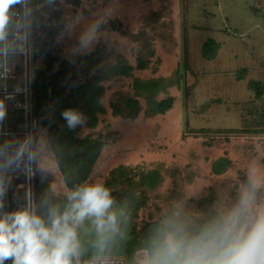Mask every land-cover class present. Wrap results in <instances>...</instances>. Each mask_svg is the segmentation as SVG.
<instances>
[{"label":"rangeland","instance_id":"1","mask_svg":"<svg viewBox=\"0 0 264 264\" xmlns=\"http://www.w3.org/2000/svg\"><path fill=\"white\" fill-rule=\"evenodd\" d=\"M36 13L43 20H37L32 31L28 75L24 77L20 56L13 54L18 78L12 87L23 86L34 68L45 67L35 42L47 18L60 24L52 55L73 62L99 48L104 63L124 58L133 67L131 76L103 82L104 113L95 128L81 124L79 136L105 140L89 185L104 184L118 165L161 172L162 182L148 192L138 214L139 226L160 221L178 204L198 222L208 210L216 212L222 203L237 199L250 167L264 169V0H81L79 5L43 0ZM92 29L91 42L83 43ZM208 39L217 45L213 58L202 53ZM140 58L147 61L144 69L137 67ZM178 69L182 82L168 89L174 100L166 113L147 115L141 98L137 117L114 113L113 106L133 94L134 79L175 80ZM239 71H244L240 80ZM251 82L259 85V95ZM31 93H26L27 106L14 113L13 104L6 108L2 122L15 133L8 138L6 145L12 147L7 152L12 155L20 144H29L36 173L42 172L52 192L64 197L68 190L50 150L48 130L32 115ZM220 158L229 166L217 173L213 164ZM204 199L211 203L208 210L203 209Z\"/></svg>","mask_w":264,"mask_h":264},{"label":"clouds","instance_id":"2","mask_svg":"<svg viewBox=\"0 0 264 264\" xmlns=\"http://www.w3.org/2000/svg\"><path fill=\"white\" fill-rule=\"evenodd\" d=\"M24 0H0V49L7 54V38L13 14L11 9ZM92 29L82 37L90 43ZM70 130L85 122L83 115L73 109L62 113ZM6 117V106L0 100V122ZM0 148V209L7 184L4 173L19 166L25 156L35 162L30 145L20 144L12 155ZM264 169L252 166L247 182L240 188L237 199L221 204L215 215L196 222L175 205L154 227L145 246L137 251L134 264H264ZM68 203L61 210L47 199L41 204L47 214H37L35 205L0 214V264H80L82 242L79 230L95 235L92 247L105 252L117 236L123 238L121 218L123 209L113 210L115 200L111 190L102 182L78 186L66 194ZM90 228L85 229V221ZM93 264H96L95 260Z\"/></svg>","mask_w":264,"mask_h":264},{"label":"trees","instance_id":"3","mask_svg":"<svg viewBox=\"0 0 264 264\" xmlns=\"http://www.w3.org/2000/svg\"><path fill=\"white\" fill-rule=\"evenodd\" d=\"M35 1L38 4L43 0ZM80 1L71 0L74 5H79ZM36 19L42 21L43 16L36 13ZM59 33L60 24L52 23V20L47 18L42 26V35L36 38L37 52L44 55L45 67L34 68L32 71L31 109L38 124L48 130L50 150L64 186L69 192L87 184L105 145V140L101 136L80 137L81 125L70 130L62 113L67 109L76 110L83 115L88 128H95L98 115L104 113L103 82L114 76H131L133 67L124 58L119 59L116 64L104 63L103 57L99 56V48H96L88 57H76L73 62L52 55ZM216 46L215 41L208 39L202 46L203 55L206 58H213ZM146 64L147 61L140 58L137 67L144 69ZM243 72H238V80L241 79ZM180 73L178 69L175 80L172 77L134 79L131 84L133 94L126 96L121 106L114 105V113L124 118L137 117L141 110L140 98L145 101L144 111L147 115L166 113L172 107L174 100L168 93V89L175 83L181 84ZM250 85L259 95V85L255 82H251ZM160 94H164L165 97L158 100L157 97ZM228 166L229 162L220 158L214 162L213 170L218 173ZM161 182L162 175L158 169L144 171L139 166L118 165L110 171L104 185L111 190L115 200L113 210L125 211L126 219L121 218V231L124 236L123 238L117 236L105 252L99 253L92 247L95 235H87L84 230H79L82 242L80 264H93L94 260L98 264L100 260L106 258H118L125 264H134L135 254L145 246L152 230L160 222L159 220L149 221L139 226L138 214L146 205L148 192L155 189ZM45 199L51 205H59L61 210L68 203L66 196L59 197L52 192L43 173L38 170L35 180V207L38 215L46 217L47 208L41 204V201ZM208 201L207 199L201 201L205 210H208L207 208L211 205ZM215 213L211 209L208 210L206 217L198 220V223ZM84 228H90V221H85Z\"/></svg>","mask_w":264,"mask_h":264},{"label":"built area","instance_id":"4","mask_svg":"<svg viewBox=\"0 0 264 264\" xmlns=\"http://www.w3.org/2000/svg\"><path fill=\"white\" fill-rule=\"evenodd\" d=\"M37 2L35 0H24L23 4H18L11 9L13 14L12 23L10 25V35L7 38V46L10 49L7 54H3L0 49V100H2L7 109L12 105L11 113L16 109L27 106L26 93L31 89L32 79L23 86L12 87L10 84L18 78L16 70L15 57L13 54L20 56L24 62L25 74L27 77V63L28 58L32 52L33 44V29L36 26L37 19L35 11L37 9ZM14 47V48H13ZM29 83V84H28ZM33 98V91L30 98ZM15 133L8 130L3 122H0V148H4L7 144L8 138H13ZM27 139V136H26ZM5 161L0 160V163ZM7 184L6 192L3 198L4 207L0 209V214L16 211L25 207L29 200L35 205V180L37 173L34 169L33 162H29L27 156L23 158L19 166H13L4 173ZM5 264H11V261H6ZM98 264H125L122 259L106 258L98 262Z\"/></svg>","mask_w":264,"mask_h":264}]
</instances>
